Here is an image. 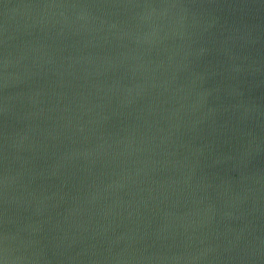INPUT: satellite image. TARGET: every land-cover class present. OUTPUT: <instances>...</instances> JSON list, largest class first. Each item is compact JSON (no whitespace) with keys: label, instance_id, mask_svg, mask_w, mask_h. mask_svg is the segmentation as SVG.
Here are the masks:
<instances>
[{"label":"water","instance_id":"1","mask_svg":"<svg viewBox=\"0 0 264 264\" xmlns=\"http://www.w3.org/2000/svg\"><path fill=\"white\" fill-rule=\"evenodd\" d=\"M0 264H264V0H0Z\"/></svg>","mask_w":264,"mask_h":264}]
</instances>
